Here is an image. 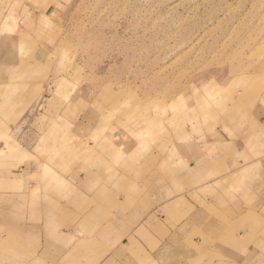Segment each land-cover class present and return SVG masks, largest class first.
I'll return each mask as SVG.
<instances>
[{
  "label": "crops",
  "instance_id": "0c3cea01",
  "mask_svg": "<svg viewBox=\"0 0 264 264\" xmlns=\"http://www.w3.org/2000/svg\"><path fill=\"white\" fill-rule=\"evenodd\" d=\"M26 35L34 36L20 30L17 44H0V257L264 264V91L236 117L233 108L224 117L195 105L177 133L163 118L159 138L151 122L139 130L146 138H135L127 123L104 128L99 110L86 107L76 121L73 101L45 97L51 79L41 67L60 46ZM14 46L31 59L15 60Z\"/></svg>",
  "mask_w": 264,
  "mask_h": 264
},
{
  "label": "rangeland",
  "instance_id": "374dc122",
  "mask_svg": "<svg viewBox=\"0 0 264 264\" xmlns=\"http://www.w3.org/2000/svg\"><path fill=\"white\" fill-rule=\"evenodd\" d=\"M26 29L35 46H60L41 67L51 79L43 95L73 101L75 120L87 107L104 128L127 123L135 138H146L139 130L149 122L159 138L163 118L177 133L195 105L236 117L264 91V0H0V44H17ZM8 52L30 58L16 46Z\"/></svg>",
  "mask_w": 264,
  "mask_h": 264
}]
</instances>
